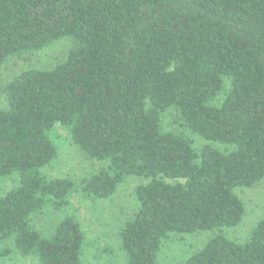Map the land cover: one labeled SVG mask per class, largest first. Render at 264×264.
Segmentation results:
<instances>
[{
  "label": "trees",
  "instance_id": "1",
  "mask_svg": "<svg viewBox=\"0 0 264 264\" xmlns=\"http://www.w3.org/2000/svg\"><path fill=\"white\" fill-rule=\"evenodd\" d=\"M63 38L64 59L5 88L0 180L17 184L0 195V244L11 245L0 256L80 264L73 214L46 237L32 217L66 209L73 194L108 199L127 176L147 183L118 230L126 264H158L172 234L239 225L234 190L264 179V0H0V68ZM169 111L182 132L163 130ZM56 124L103 165L79 184L41 172L57 155ZM191 135L225 150L195 148ZM183 264H264V219L245 242L219 233Z\"/></svg>",
  "mask_w": 264,
  "mask_h": 264
},
{
  "label": "rangeland",
  "instance_id": "2",
  "mask_svg": "<svg viewBox=\"0 0 264 264\" xmlns=\"http://www.w3.org/2000/svg\"><path fill=\"white\" fill-rule=\"evenodd\" d=\"M71 47L72 41L63 38L39 51L9 58L0 68V107L6 106L5 88L15 76L27 69L47 70L53 67L64 59ZM176 117L174 111L165 113L161 121L163 130L182 132ZM49 136L56 147L57 155L41 169L42 174L47 178H68L79 184L81 180L103 166L98 161L84 157L72 143L68 130L59 124L52 128ZM190 138L195 148L209 145L221 152L225 150V145L204 142L199 136L191 135ZM145 183L147 180L143 178L127 176L118 185L115 193L105 200L91 201L80 194H73L66 209L53 212L51 208L46 207L40 214L32 217V226L41 236L46 237L66 214H73L85 235L80 264H126L125 255L120 249L118 230L126 221L133 218L138 205L135 189ZM16 184V177L0 180V195ZM234 193L245 208L239 225L206 232L172 234L162 242L157 263L183 264L188 257L200 251L210 238L219 233L234 242H245L254 225L264 219V179L252 188H236ZM6 247L10 248L11 245L8 242L1 243L0 252ZM0 264H38V262L35 256L21 257L11 249L9 256H0Z\"/></svg>",
  "mask_w": 264,
  "mask_h": 264
}]
</instances>
